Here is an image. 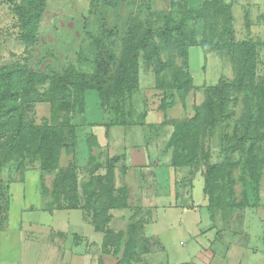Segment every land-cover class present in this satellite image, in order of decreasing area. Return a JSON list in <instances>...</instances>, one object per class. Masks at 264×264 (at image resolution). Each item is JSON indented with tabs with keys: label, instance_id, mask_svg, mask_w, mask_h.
<instances>
[{
	"label": "rangeland",
	"instance_id": "rangeland-1",
	"mask_svg": "<svg viewBox=\"0 0 264 264\" xmlns=\"http://www.w3.org/2000/svg\"><path fill=\"white\" fill-rule=\"evenodd\" d=\"M217 2L216 0H35L34 8L38 11L42 10V16L39 19L36 42L26 47L23 40L18 37V17L8 3L0 0V66L12 62L25 63L35 70L47 71L48 74H61L72 67L93 79L96 71L95 59L100 51L96 43L99 42L103 45L104 59L113 73L116 68L122 66L124 54L122 39L128 19L136 14L141 15L144 21L149 20L153 28L157 26L154 25L157 12L165 13L176 20L184 16L196 41V44L187 50V70L191 73L195 84L187 93L173 88L163 92L156 87L160 81L155 77V70H159L160 75L164 77L162 80L167 84L172 67L181 66L182 63V56L177 54L178 50L169 46L163 47L152 58L140 57L139 85L130 98L126 97V94L113 96L110 103L104 107L99 103L97 92L86 89L84 92H69L71 109L55 116L52 107L56 106L57 98L49 102L41 97L42 99L32 104L31 109L25 107L24 112L28 116L29 126L66 123L70 127L68 131H73V142L75 140V144H72L73 152L65 153L62 149L58 167H65L70 162L77 164L80 172L79 180L83 186L90 178L88 177L91 176L90 173L97 175L104 172V165L110 162L109 156L122 152L127 154L128 149H135L142 155L141 163L144 165L138 164L135 160H128L127 157L125 161L122 160V163L128 165L127 180H130L132 193L138 192L139 182L142 185L151 183L150 187L152 186L158 193L155 201L169 205L175 202L188 203L192 199L200 204L204 196L202 178L204 179V175L206 176L209 171L206 166L220 162L219 164L222 165L218 176L219 182L215 183L212 189L214 191L212 200L209 194L214 211L225 215L226 211L231 210L228 206L247 208V203L256 202V193L257 198L260 196V201L264 204V167L259 164V166L245 164L244 169L241 168L252 154V152L247 153V150L242 153L244 155L241 157V164L237 163L239 153L230 156L220 152V149L226 146L222 138L223 132H231L222 124L216 125L211 131L206 130L205 136L202 134L203 139H199L200 153L197 156V164H194L199 170L194 177L197 176L196 179L201 183L194 181L195 186L190 189L189 196L182 195L187 193L186 189H179L181 195L177 200L170 183L176 170L170 167V155L169 152L164 151V146L173 131V122L194 115L195 108L203 102L207 84L214 85L222 77L230 81H238L235 72L238 68L237 58L240 56L229 49L223 52L228 47L225 37L228 32L222 34L220 27H214L210 13L206 10L210 4L214 5ZM146 4L150 5L151 12L145 8ZM189 9L193 12L187 15L186 11ZM233 13L234 25L238 26L243 19L242 9L233 7ZM255 27L256 31L252 34L264 40L263 26L255 25ZM242 35L244 32L240 31L239 34L238 31L236 32V38L241 39L239 36ZM156 41L160 42L159 39ZM172 52H175L174 56ZM257 52L259 55H255L254 61L247 66L250 76H245V83L248 84L239 90V98L235 102L240 126L244 120L246 121L247 114L254 116L257 114L255 98L261 90L260 81H264V47L260 49L258 47ZM170 57L173 59L172 64ZM74 94L76 96H73ZM32 133L30 132V136ZM67 136L70 137L66 134ZM98 136L101 138L100 144ZM27 137L26 149L29 151L34 149L35 140ZM95 143L97 144L94 145ZM86 144L93 147L91 158L85 152ZM6 147L7 145L0 147V164H2L0 190L11 194V201L7 193L0 198V220L7 214L5 228L0 232V264H55L53 259L70 258L66 254L67 230L72 233L73 231L83 233L84 212L78 209L58 208L57 205L61 202L59 198L63 196H58L55 191L58 182L56 172L59 170H42L39 157H42L44 152L25 153L23 152L25 148H17L11 154L3 156ZM89 170L92 172L88 173ZM177 170L179 172L175 174L176 179L188 174L186 167ZM257 173L260 178L256 188L254 187L256 184L251 183L250 179L252 176H258ZM208 181L210 183V179ZM184 182L182 180L179 183ZM186 183L190 185L188 181ZM207 186L210 191V184ZM135 195L136 200H139V193ZM204 198L210 210V201L208 197L204 196ZM209 210L199 205L195 213L185 211L179 223L178 217L183 211L173 209L171 212L177 213L175 226L178 228H167L174 217L165 222L162 216L164 209H157L155 217L158 221L149 229L162 230V234L165 235L163 241L168 242L165 254L163 249H160L157 256L188 258L183 254L184 244L190 241V237H194L202 246L199 255L210 258V230L204 232L205 234L191 232L189 235V232L182 227L189 223V229L194 228L195 218L200 220L202 225L209 223ZM244 218L246 223L251 225L250 235L246 240L254 249L242 252L241 249L234 248L235 256L231 257L228 254V258H219L221 260L217 264L222 262L223 264H264V207L245 209ZM215 219H219V216ZM28 221H33L35 224L31 227ZM87 225L91 226L89 223ZM125 227L126 224L122 228ZM31 232L34 239L25 240L24 235H29ZM225 234L230 238L225 235L222 241L213 242L212 247L217 246L216 256L220 255L221 251L224 252L226 246H234L239 242L238 238H236L237 242L234 241L230 231H225ZM75 235H78V232H75Z\"/></svg>",
	"mask_w": 264,
	"mask_h": 264
},
{
	"label": "trees",
	"instance_id": "trees-1",
	"mask_svg": "<svg viewBox=\"0 0 264 264\" xmlns=\"http://www.w3.org/2000/svg\"><path fill=\"white\" fill-rule=\"evenodd\" d=\"M3 1L10 5V9L18 17L19 39L23 40L26 47H30L36 42L42 10H35V0ZM216 1L218 2L214 5L210 4V7L208 5L210 9L206 8V10L207 13H210L214 27H220L222 34L228 32V35L225 36L228 47L223 52L231 50L232 53L240 56L237 58L238 68L235 72L238 81H230L226 77H222L214 85L207 84L204 89L203 102L195 108L194 115L173 122V131L165 143L164 151L169 152L172 167H186L190 176L199 170L194 165L197 164V156L200 153L199 139H203L202 134L205 136L206 130L210 129L211 131L220 124L231 130V132H223L222 138L226 142V146H223L220 152L230 156L239 153L240 157L237 158V163L241 164V157L244 155L242 153L247 150V153L252 152V154L241 165V168L244 169L245 164L249 166L259 164L264 167V81H260L261 90L255 98L257 100L256 116L247 114L246 121L244 120L240 126L238 113L235 109L239 90L248 84L245 83V76H250L247 66L254 61L255 55H259L257 48L264 47V40L253 37L236 38L230 5L222 0ZM145 8L149 9L150 12L152 11L149 4H146ZM191 10L186 11V14L193 12ZM128 20L122 39V47H124L122 66L116 68L115 72L111 73V69L104 59L103 45L95 42L101 52L99 51V54L96 55L94 80L72 67L61 74H48L47 71L35 70L25 63L12 62L0 66V147L7 145L2 155L11 154L17 148H25L23 152L27 153L26 136L34 139V149L28 152H44L42 157H39L42 162V170H59L56 172L58 182L55 185V191L58 196H63L59 198L61 202L58 203V208L85 211L90 216L94 229L104 233V252H112L113 255L119 254V258H122L118 264H130L132 258L137 255V236L140 234V225L136 222H133L125 231L116 233L109 227V221L112 218L109 210L122 207L125 203L124 196L117 198L113 194L114 168L121 155L110 157L108 160L110 162L104 166L105 173L92 175L90 173L92 171L89 170L88 173L91 176L88 175V177L90 180L88 179L82 186L77 164L70 162L65 167H58L62 149L65 153L73 152V145L75 144L73 131H68L70 129L68 124L46 123L43 126L31 127L24 111H26L25 107L31 109L32 104L38 99H42L41 97L49 102H53L57 98L56 106L52 107L55 116L71 109L70 93L84 92L86 89L96 91L99 103L104 107L110 103L113 96L126 94V97L130 98L139 85L138 66L140 57L152 58L163 47L169 46L178 50L177 54L182 56V63L181 66L172 67L167 84L162 80L164 77L160 75L159 70H155V77L160 81L156 87L163 92L173 88L184 90L187 93L195 86L193 77L187 70V50L194 46L196 41L184 16L176 20L165 13L157 12L154 21V25L157 24L155 28L152 27L153 24L149 20L144 21L139 14L131 16ZM157 39L160 40L159 43L156 41ZM174 53L172 52L173 56ZM172 61L173 59L170 57V64ZM249 101H251L250 98ZM30 132H33L31 136ZM66 134L70 137H66ZM258 144L260 145L257 147ZM86 146L90 150L93 148L88 144ZM92 155L90 153L89 157L91 158ZM219 163L215 162L206 166L209 171L206 176L204 175L203 193L205 197H208V200L209 194L210 200H212L214 195L212 189L215 183L219 182L218 176L222 165ZM257 175L250 179L251 183L256 184L254 185L256 188L260 178L258 173ZM209 184L210 191L207 186ZM6 185L8 186V183ZM7 186L6 190H8ZM253 189L255 190V188ZM123 190L122 188L119 189L120 192ZM6 193L8 194V192H1L0 190V198ZM255 196L256 202L247 203V207L259 205L260 196L257 198V193ZM8 198H10L9 194ZM240 203L237 204L240 205ZM235 207V205L228 206V209ZM212 208L210 201V210L213 212ZM5 210L7 209L5 208ZM3 220H0V225ZM123 240H125L124 243Z\"/></svg>",
	"mask_w": 264,
	"mask_h": 264
},
{
	"label": "crops",
	"instance_id": "crops-1",
	"mask_svg": "<svg viewBox=\"0 0 264 264\" xmlns=\"http://www.w3.org/2000/svg\"><path fill=\"white\" fill-rule=\"evenodd\" d=\"M223 2L227 3L231 7V13H232V23L235 29V33L238 31V34L240 31L244 32V35L239 36L240 38H257L256 34H252L256 31L255 25L263 26L262 29H264V0H222ZM233 7H240L243 12V19L241 21V24H238V26H235L234 21V13H233ZM98 143L100 144V136H98ZM126 145V144H125ZM129 150V149H128ZM127 150L126 152L122 153H114L112 156L115 155H121L120 160L115 164L114 168V190L113 194L115 197H125V203L122 207L112 208L109 210V213L112 215V218L109 221V227L112 229V231L119 232V231H125L133 222L138 223L140 226V234L137 236V255L132 258L130 261V264H217L221 259L219 258H228V254L233 257L235 256V249H241V251H252L254 248L249 246L247 242V237L250 235L251 231V225L247 224L244 218V211L247 208L252 207H235L231 210L226 211L225 215H223L221 212L217 211H211L208 208L207 200L203 196V200L200 202L194 201L192 199L191 195V202L184 203V204H177V202L169 205H162L161 203H158L155 201V197L157 196V191L150 185H142V183H138V192L134 194L132 193L131 185L129 186V182L127 180V170L128 165L124 162L122 163V160L125 161V158L127 157L128 160L136 161L140 165H144L141 163L142 155L137 150ZM86 154L90 155L93 152L90 150L88 146H86L85 149ZM109 156V157H112ZM169 165V164H168ZM105 166V165H104ZM172 167V166H170ZM178 168L173 167V170H176L173 176V180H170V183L172 184V190L173 195L176 198V200L180 197L181 193L178 192L179 189L187 190L186 194L182 195H188L190 194V189L195 186L194 181H199L196 177L187 175H182L180 179H176L177 176V170ZM182 169V168H179ZM105 171V170H104ZM120 174V175H119ZM198 178H200L198 176ZM185 181L184 183H179L181 181ZM172 181V182H171ZM189 182L190 185H188L186 182ZM199 183H201L199 181ZM153 184V183H152ZM203 186H204V179L202 178V193H203ZM124 189L122 192L119 191V189ZM139 193V200H136L135 194ZM9 194V193H8ZM119 195V196H118ZM204 195V193H203ZM10 201H11V194ZM263 195L261 194V197ZM199 205H203L207 207V209L210 212V222L202 225L200 220H197L195 218L194 228L192 227L189 229L190 224H184L182 227L184 230L189 232V235L191 232H200L205 234L204 232H209L210 230V258L206 257L203 258V256L199 255L201 251V245L200 243L194 238L190 237V241L186 244H184V255L188 256V258H161L162 256H157V252L160 249H163V253L165 254V250H167L168 242H164L163 238L165 235L162 234V230H156V229H149L152 225L157 223V217H155V211L159 208L164 209L163 212V219L165 222L166 220L169 221L171 217H174V220L169 223L168 227H176L175 226L177 219L175 221V216H177V213L171 212L173 209L176 211H183L182 214L178 217L179 223L182 221L183 213L185 211H193L196 212V209H198ZM263 202H260L258 207H264ZM254 208V207H253ZM259 209V208H257ZM81 210V209H78ZM49 211V210H48ZM83 217H84V229L83 233L80 231H71L67 230L66 234V242L68 246V251L66 254L70 258H55V264H118L122 258H119V254L113 255L112 252H104V233L102 231H96L94 229L93 224L91 223L90 216L83 211ZM8 213V211H7ZM219 216V219H215V217ZM262 219V218H260ZM7 220V214L4 218L3 222L0 225V232L3 231L5 228V224ZM121 220V221H120ZM193 220V217H192ZM214 220H216L214 222ZM218 220V222H217ZM122 222V224L120 223ZM29 224H31V227L33 226V221H28ZM90 224L91 226L88 227L87 224ZM126 224L125 228H122ZM168 224V223H166ZM79 228H83L79 226ZM225 231H230L233 234L234 241H236V238L239 239V242H237V245L234 246H226V250L224 252L221 251V254L216 256V248L213 245V242L216 240L222 241L224 239ZM75 232H78V235H75ZM228 236V235H226ZM229 237V236H228ZM25 240L32 241L34 239V236L32 232L29 235H24ZM37 239V235L35 237ZM230 238V237H229ZM242 238V239H240ZM69 242V243H68ZM219 242V241H218ZM166 243V244H165ZM257 254V252H254ZM217 258H216V257ZM202 257V258H199ZM243 258V257H242ZM223 264V262H222Z\"/></svg>",
	"mask_w": 264,
	"mask_h": 264
}]
</instances>
